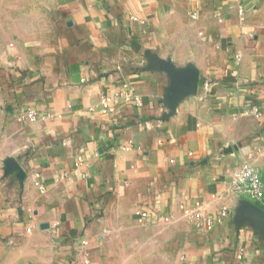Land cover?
<instances>
[{"label":"crops","instance_id":"0c3cea01","mask_svg":"<svg viewBox=\"0 0 264 264\" xmlns=\"http://www.w3.org/2000/svg\"><path fill=\"white\" fill-rule=\"evenodd\" d=\"M156 60L200 77L166 121ZM246 165L264 0H0V264H264Z\"/></svg>","mask_w":264,"mask_h":264},{"label":"water","instance_id":"95a60500","mask_svg":"<svg viewBox=\"0 0 264 264\" xmlns=\"http://www.w3.org/2000/svg\"><path fill=\"white\" fill-rule=\"evenodd\" d=\"M145 66L148 69L165 72L171 80L164 99L168 113L163 117V120H169L176 114L181 100L198 89L200 84L199 73L192 68L179 70L172 62L166 60H156L152 64L146 62ZM238 217L248 220L258 230L264 229V210L255 203L244 202L238 210ZM43 227L48 226L43 225Z\"/></svg>","mask_w":264,"mask_h":264},{"label":"built area","instance_id":"2783aa9c","mask_svg":"<svg viewBox=\"0 0 264 264\" xmlns=\"http://www.w3.org/2000/svg\"><path fill=\"white\" fill-rule=\"evenodd\" d=\"M251 37H254L253 34L250 35ZM129 95L132 97L134 100L135 105L138 108L144 107V102L142 98L138 97L135 95L133 91L129 92ZM107 102H110V100H103L102 103L105 105ZM257 110V108H255ZM28 119L31 122H34L36 120V116L34 113L29 112L27 114ZM37 186L39 187V190L41 193L44 192V188L40 186L39 183H37ZM236 186L237 188L247 195L253 202L260 203L263 201L264 197V181L261 177V175L258 173L256 169H254L251 166H244L241 170V172L238 174L237 179H236ZM143 218L147 217V214L142 215ZM209 224L212 223V220H208ZM82 246L86 247L88 246L87 241H82ZM83 264H91L89 255L86 253L83 258Z\"/></svg>","mask_w":264,"mask_h":264}]
</instances>
